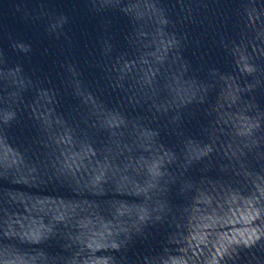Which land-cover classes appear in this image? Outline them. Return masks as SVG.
<instances>
[{
    "label": "water",
    "instance_id": "95a60500",
    "mask_svg": "<svg viewBox=\"0 0 264 264\" xmlns=\"http://www.w3.org/2000/svg\"><path fill=\"white\" fill-rule=\"evenodd\" d=\"M0 264H264V0H0Z\"/></svg>",
    "mask_w": 264,
    "mask_h": 264
}]
</instances>
